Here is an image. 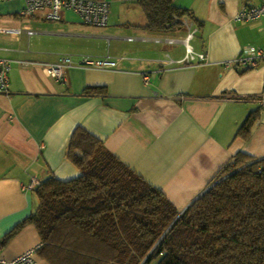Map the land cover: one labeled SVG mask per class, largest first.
I'll use <instances>...</instances> for the list:
<instances>
[{"label": "crops", "instance_id": "1", "mask_svg": "<svg viewBox=\"0 0 264 264\" xmlns=\"http://www.w3.org/2000/svg\"><path fill=\"white\" fill-rule=\"evenodd\" d=\"M103 1L109 4L105 28L86 26L69 10L57 21L43 12L25 19L21 0L0 3V29L34 32L0 31V58L11 61L8 89L0 94L1 259L40 247L31 224L1 241L35 212L37 197L27 189L33 179L79 176L66 157L78 127L180 212L237 153L264 158V60L248 69L234 61L246 47L264 48V18L234 20L246 0H173L190 16L162 30L146 28L137 0ZM189 31H195L190 50L205 59L180 65ZM65 55L72 59L65 81L48 77L43 65ZM83 56H108L117 66L84 68ZM94 87L99 92L84 94ZM253 111L258 116L243 139L237 132ZM34 258L48 264L37 253Z\"/></svg>", "mask_w": 264, "mask_h": 264}, {"label": "trees", "instance_id": "2", "mask_svg": "<svg viewBox=\"0 0 264 264\" xmlns=\"http://www.w3.org/2000/svg\"><path fill=\"white\" fill-rule=\"evenodd\" d=\"M137 3L149 29L190 16L173 0ZM257 116L251 112L237 136L247 139ZM66 157L79 176L39 182L35 212L1 244L31 224L41 241L36 253L48 264H264V158L237 153L180 212L82 128L72 133Z\"/></svg>", "mask_w": 264, "mask_h": 264}, {"label": "built area", "instance_id": "3", "mask_svg": "<svg viewBox=\"0 0 264 264\" xmlns=\"http://www.w3.org/2000/svg\"><path fill=\"white\" fill-rule=\"evenodd\" d=\"M12 0H0V3L9 2ZM23 7L19 14L23 18L43 12L48 20L57 21L61 18V13L64 10H69L80 16L86 26L95 28H105L108 25L109 4L103 0H21ZM247 3L234 15V20L238 22H253L264 18V0H246ZM190 30V28H189ZM0 31L19 37L25 33L27 36L34 32L28 27L21 28H3ZM195 31H189L185 38V45L188 54L178 61L177 64H191L193 61H204L203 54L194 53L190 50L188 40L193 36ZM264 60V48L246 47L241 54L234 60L245 69L255 67L258 62ZM173 63V61H170ZM72 59L65 55L59 63L43 65V72L57 81H65V71L71 67ZM79 65L84 68L96 69H113L117 66V61L110 57L92 58L89 56L81 57ZM11 69V61L5 58H0V94L6 93L9 85V72ZM232 163V162H231ZM39 181L33 179L27 189L32 190ZM35 249H30L20 256L6 260L0 258V264H35Z\"/></svg>", "mask_w": 264, "mask_h": 264}, {"label": "rangeland", "instance_id": "4", "mask_svg": "<svg viewBox=\"0 0 264 264\" xmlns=\"http://www.w3.org/2000/svg\"><path fill=\"white\" fill-rule=\"evenodd\" d=\"M29 186V184L27 185V187ZM209 188V187H208ZM206 191H204L203 193H205Z\"/></svg>", "mask_w": 264, "mask_h": 264}, {"label": "water", "instance_id": "5", "mask_svg": "<svg viewBox=\"0 0 264 264\" xmlns=\"http://www.w3.org/2000/svg\"><path fill=\"white\" fill-rule=\"evenodd\" d=\"M207 190H208V188H207L205 191H207ZM202 194H203V193H202ZM202 194H201V195H202ZM201 195H200V196H201Z\"/></svg>", "mask_w": 264, "mask_h": 264}]
</instances>
